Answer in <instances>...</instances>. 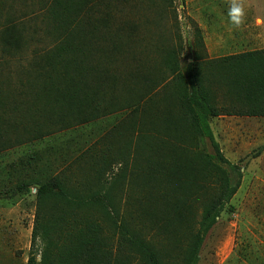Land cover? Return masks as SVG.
<instances>
[{"label":"trees","instance_id":"trees-1","mask_svg":"<svg viewBox=\"0 0 264 264\" xmlns=\"http://www.w3.org/2000/svg\"><path fill=\"white\" fill-rule=\"evenodd\" d=\"M34 1L42 11V32L50 45L38 52L29 50L34 39L27 22L11 19L6 0H0V153L48 134L50 126H39V117L56 112L72 125L114 110L115 100L106 83L116 81L112 58L127 44L94 16L101 1L127 0ZM189 21L193 41L188 43V62L180 63L176 49L161 57L162 81L170 76L164 81L168 94L164 103L170 108L165 105L157 126H150L152 133L141 138L147 156L149 203L155 210L140 212L138 218H145L150 230L161 223L168 235L165 241L174 247L182 244L179 264H198L205 237L242 179L241 168L222 155L211 120L264 118V50L207 60L201 31ZM28 50L31 57L25 60ZM11 62L16 63L14 76L9 69H1ZM11 84L16 88L11 89ZM201 139L208 140L213 154L193 150ZM181 167L186 169L184 180ZM28 188L20 184L16 190L23 194ZM35 188L37 208L26 264H164L167 254L140 230L117 223L106 194L74 196L57 177ZM181 189L204 191L197 229L187 206L190 196H182ZM98 214L111 234L103 230ZM39 239L42 250L37 262Z\"/></svg>","mask_w":264,"mask_h":264},{"label":"rangeland","instance_id":"rangeland-1","mask_svg":"<svg viewBox=\"0 0 264 264\" xmlns=\"http://www.w3.org/2000/svg\"><path fill=\"white\" fill-rule=\"evenodd\" d=\"M228 1L100 2L94 18L104 20L110 33L127 44L112 58L111 70L117 75L116 81L106 83L110 97L115 100L114 110L111 114L72 125H67L64 121L67 119L56 112L39 117V126H50L48 134L0 153V264L27 263L37 208L35 187L54 177L59 178L74 196L98 191L106 194L109 210L118 224L123 222L132 231L140 230L145 239L167 254L163 255L164 264L180 263L182 244L174 247L165 241L168 235L161 223L150 230L148 221L138 218L140 212L155 210L149 203L150 181L144 169L147 156L144 157L146 149L141 138L152 133L150 126L157 123L165 109L164 85L170 76H163L166 82L162 81L164 52L179 50L180 63L188 62V43L193 41L189 20L201 31L205 47L203 57L213 60L224 58L215 34L219 31L217 23L223 17L259 15L256 9L232 11L226 7ZM6 4L11 19L27 22L34 39L29 50L38 52L48 48L50 45L42 32V11L35 1L6 0ZM259 12L264 14V7ZM240 35L242 49L251 50L244 45L246 35L243 31ZM29 50L25 60L31 57ZM15 66L16 63L11 62L1 69H9L10 76H14ZM15 86L11 84L10 88ZM210 127L224 158L241 168L242 179L236 194L205 237L198 264H221L222 252H228L234 239L238 259H229L224 264H264V118L219 117L211 120ZM195 145L196 152L213 154L207 139L197 140ZM185 171L184 167L180 168L183 180ZM20 184H28V192L19 194L16 187ZM195 190L180 191L182 196H190L187 206L191 210L193 229H197L206 200V197L201 198L204 191L196 190L192 195ZM98 219L105 233L111 234L112 230L100 214ZM35 247L39 262L40 239Z\"/></svg>","mask_w":264,"mask_h":264},{"label":"crops","instance_id":"crops-1","mask_svg":"<svg viewBox=\"0 0 264 264\" xmlns=\"http://www.w3.org/2000/svg\"><path fill=\"white\" fill-rule=\"evenodd\" d=\"M234 5L238 6V9H256L258 10L259 15L258 17H254L251 14H248V16L246 15L244 18L223 17L220 22H216L219 31L216 30L215 34L216 38L219 39L220 49L223 52L220 55L223 57H229L247 52L264 50V14H260L259 12V10L264 7V0H230L227 2L226 7L231 10ZM229 13L231 14V12ZM241 25L244 26L243 29L240 27ZM242 31L246 35L244 45H248L252 48L249 51H246L247 49L243 50L242 44H240V33H242ZM230 246L231 247L226 254L225 252H222L223 256H221V264L228 262V260H231L232 258L238 259L235 239Z\"/></svg>","mask_w":264,"mask_h":264},{"label":"clouds","instance_id":"clouds-1","mask_svg":"<svg viewBox=\"0 0 264 264\" xmlns=\"http://www.w3.org/2000/svg\"><path fill=\"white\" fill-rule=\"evenodd\" d=\"M232 11H238V6L234 5Z\"/></svg>","mask_w":264,"mask_h":264}]
</instances>
